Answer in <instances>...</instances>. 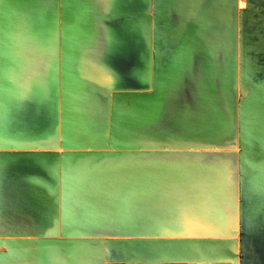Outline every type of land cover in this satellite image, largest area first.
Listing matches in <instances>:
<instances>
[{
    "label": "water",
    "instance_id": "obj_1",
    "mask_svg": "<svg viewBox=\"0 0 264 264\" xmlns=\"http://www.w3.org/2000/svg\"><path fill=\"white\" fill-rule=\"evenodd\" d=\"M0 264H264V0H0Z\"/></svg>",
    "mask_w": 264,
    "mask_h": 264
}]
</instances>
